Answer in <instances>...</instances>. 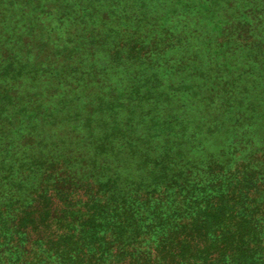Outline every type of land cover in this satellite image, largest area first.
I'll return each mask as SVG.
<instances>
[{
	"label": "trees",
	"instance_id": "16d2710c",
	"mask_svg": "<svg viewBox=\"0 0 264 264\" xmlns=\"http://www.w3.org/2000/svg\"><path fill=\"white\" fill-rule=\"evenodd\" d=\"M0 264H264V0H0Z\"/></svg>",
	"mask_w": 264,
	"mask_h": 264
}]
</instances>
